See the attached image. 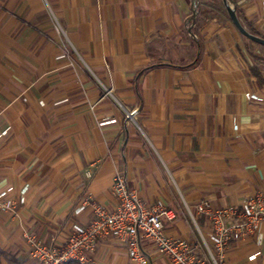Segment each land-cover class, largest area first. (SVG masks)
<instances>
[{
    "label": "crops",
    "instance_id": "obj_1",
    "mask_svg": "<svg viewBox=\"0 0 264 264\" xmlns=\"http://www.w3.org/2000/svg\"><path fill=\"white\" fill-rule=\"evenodd\" d=\"M231 1L264 37V0ZM221 4L0 0V192L23 198L0 210V264H35L25 235L60 243L91 221L87 199L111 211L117 171L149 207L172 210L166 233L189 241L209 227L197 203L237 209L264 190V46ZM142 247L147 264H170ZM87 256L129 264L112 235ZM224 264H264V220Z\"/></svg>",
    "mask_w": 264,
    "mask_h": 264
},
{
    "label": "built area",
    "instance_id": "obj_2",
    "mask_svg": "<svg viewBox=\"0 0 264 264\" xmlns=\"http://www.w3.org/2000/svg\"><path fill=\"white\" fill-rule=\"evenodd\" d=\"M108 94L110 90L105 89ZM253 99L261 98L251 95ZM135 109L126 111L125 117L134 120ZM106 123L101 122V124ZM7 129L0 132L4 135ZM89 175L90 172L86 171ZM12 187L0 192V210L14 208L17 201L6 199ZM112 193L116 199L111 211L102 205L85 200L92 208V218L87 225L72 224L69 233L60 243L44 244L31 235L25 237L35 264H67L71 261L89 264L88 253L93 252L97 240L112 235L123 241L127 247L129 264H147L143 253L142 240L150 241L158 253L166 256L170 264H224L230 244L258 228L264 220V190L245 198L239 208H213L209 201L196 204V213L204 215L209 227L206 236L189 241L173 238L163 226V219L171 220L175 214L170 209L156 211L149 207L128 188L125 176L117 171L113 177ZM232 220V221H231Z\"/></svg>",
    "mask_w": 264,
    "mask_h": 264
},
{
    "label": "water",
    "instance_id": "obj_3",
    "mask_svg": "<svg viewBox=\"0 0 264 264\" xmlns=\"http://www.w3.org/2000/svg\"><path fill=\"white\" fill-rule=\"evenodd\" d=\"M220 1L223 5L224 9L226 10V13H227L231 23L235 27V29L241 35H243L244 37H246L250 41H252L258 45L264 46V37L253 34L246 27H244V25L241 23L239 16L237 14V11H236V6L232 3V1L231 0H220Z\"/></svg>",
    "mask_w": 264,
    "mask_h": 264
},
{
    "label": "trees",
    "instance_id": "obj_4",
    "mask_svg": "<svg viewBox=\"0 0 264 264\" xmlns=\"http://www.w3.org/2000/svg\"><path fill=\"white\" fill-rule=\"evenodd\" d=\"M247 29H248L250 32H252L253 34H256V35L260 36V35L257 34L254 30H252V29H250V28H248V27H247ZM261 37H262V36H261ZM67 264H79V263L74 262V261H71V262H69V263H67Z\"/></svg>",
    "mask_w": 264,
    "mask_h": 264
},
{
    "label": "rangeland",
    "instance_id": "obj_5",
    "mask_svg": "<svg viewBox=\"0 0 264 264\" xmlns=\"http://www.w3.org/2000/svg\"><path fill=\"white\" fill-rule=\"evenodd\" d=\"M223 11L226 13V10L224 9L223 5L221 4Z\"/></svg>",
    "mask_w": 264,
    "mask_h": 264
}]
</instances>
